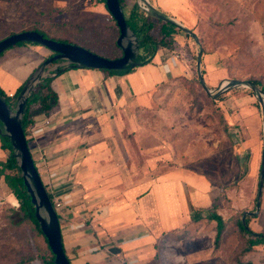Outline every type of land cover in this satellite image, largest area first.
Listing matches in <instances>:
<instances>
[{"label":"rangeland","instance_id":"374dc122","mask_svg":"<svg viewBox=\"0 0 264 264\" xmlns=\"http://www.w3.org/2000/svg\"><path fill=\"white\" fill-rule=\"evenodd\" d=\"M41 1L37 8L22 2L0 1V18L16 32L28 26L48 29L83 25L92 27L87 29L86 36L93 43H102L108 35L111 36L108 39L119 37L110 30L117 25L103 0ZM134 3L144 6L141 0H126L123 7L126 17ZM189 6L194 21L184 26L192 33L178 32L172 49L161 48L162 59L183 62L186 68L178 76L156 83L148 93L146 105L127 111L136 120L134 125L127 122L124 128L127 155L133 161L130 157L129 165L133 164L138 172L124 175L122 181L115 180L114 173L95 175L100 180L97 190L102 202L89 210L90 202L81 201L80 195V201L75 204L79 207L77 215L81 224L93 222L98 231L103 223L99 222L101 218H97L95 209L107 206L109 214L105 216L112 221L108 225L114 222L112 225L117 228L126 224L127 236L134 238L150 231L151 246L138 248H144L145 252L129 247L124 253L123 249H116L124 232L117 231L119 237L110 236L112 239L103 244L92 238L94 243L89 250L105 256L92 264H237L241 239L236 220L250 215L251 229L264 233V185L257 209L264 140L259 98L264 100V93L260 87L255 91L249 85L221 91L234 79H256L264 84V0H190ZM154 32L158 34L159 29ZM178 36H182L180 42ZM123 44H131L136 51L138 38L129 30ZM201 48V69L198 70ZM200 73L210 92L205 91ZM45 74H48L46 70ZM37 76L38 73L28 78L27 89L34 85ZM10 98L15 114L18 96ZM26 133L29 139V127ZM95 147L107 148L111 155L118 151L111 139L98 140ZM8 156V150L0 149L1 160ZM33 158L38 163L42 160ZM111 163L115 164L114 159ZM70 176L60 181L66 179L65 183L76 185L82 179H89L84 175L86 178L74 183ZM41 178L48 193L53 195L56 211H60L64 205L60 197L63 190L61 193L55 190L50 182L52 177L50 180L46 173ZM133 185L140 188L129 191L128 186ZM148 185H151V197L147 198ZM147 201H151L149 206ZM18 206L16 196L1 177L0 264H24L20 263L23 257H33L28 264H50L48 245L33 224L10 225L12 209ZM209 208L229 221L218 249L214 246L216 222L206 217L205 210ZM41 214L48 218L44 209ZM122 220L125 221L122 223ZM112 245L116 247L107 252L105 248ZM240 258L252 264H264V244Z\"/></svg>","mask_w":264,"mask_h":264},{"label":"crops","instance_id":"0c3cea01","mask_svg":"<svg viewBox=\"0 0 264 264\" xmlns=\"http://www.w3.org/2000/svg\"><path fill=\"white\" fill-rule=\"evenodd\" d=\"M148 1L159 12L183 25L189 24L190 20L194 21L193 11L189 6L190 0ZM181 37L178 36L177 41L180 42ZM44 48L41 45L16 46L6 50L0 57V87L7 95L13 96L22 85H25L28 78L31 79L38 71L48 55ZM162 55L163 49L158 51L152 63L122 75H110L100 69L77 67L68 68L56 76H51L55 64L47 67L48 78H52L51 86L58 95V103L54 106L49 119L36 121L29 126L28 145L32 156L42 159L38 163L34 158L40 175L43 177V173H46L49 179L52 177L50 182L54 189H59L60 193L63 190L60 197L64 200V205L58 211V215L64 248L72 264H92L101 260L105 256H101L97 250H89L94 243L92 238L96 242L99 239L103 244L106 240L119 237L117 231L124 232L117 250L123 249L122 251L126 253V249L131 247L132 250L145 252L144 248H138L144 245L151 246L150 231L134 238L127 236L126 224L122 225V228L115 227L117 230L112 225L114 222L108 225V222L112 221L111 217L108 219L105 216L109 214L107 206L104 209H95L97 218H101L99 222L103 223L98 227V231L93 227V222L90 225L81 224L77 215L79 207L75 204L80 201V195L83 196L81 201L90 202L89 210L102 202L97 190L100 180L95 175L114 173L115 180L122 181L124 175L138 172L133 164L132 167L129 165L131 156L127 155L128 142L124 128L127 122L131 125L136 122L133 114L127 111H136L146 105L148 93L156 83L169 77H176L186 68L183 62L172 58L162 59ZM102 139L105 142L110 139L116 142L118 148L116 155H111L107 148L95 147L98 140ZM112 159L114 165L113 161L111 163ZM66 175H72L70 178L74 183L86 178L84 175L89 179L87 181L82 179V184L72 185V182L65 183L66 179L60 181ZM137 186L139 185L128 186L127 189L131 191L140 188ZM148 190L145 195L147 198L151 197V185H148ZM147 203L149 206L151 201ZM125 220H122V223ZM114 247L116 246H108L105 250L112 252ZM107 252H104V255L109 256Z\"/></svg>","mask_w":264,"mask_h":264},{"label":"trees","instance_id":"16d2710c","mask_svg":"<svg viewBox=\"0 0 264 264\" xmlns=\"http://www.w3.org/2000/svg\"><path fill=\"white\" fill-rule=\"evenodd\" d=\"M5 2H22L32 7H39L43 3L41 0H0ZM105 2V0H103ZM126 0H120L122 7L125 6ZM127 24L129 28L138 38V49L139 54L136 59V63L132 66L127 67L120 71H109L103 70L110 75H122L134 72L138 67L152 63L155 55L161 48L170 50L173 48L176 41V35L178 32H183L176 24L164 21L153 16L150 12H146L141 8L138 3H134L131 7L129 16L126 17ZM117 25V24H116ZM92 29V27L83 25H63L57 26L56 28H41L39 26L24 27L22 30L15 31L9 24L5 23L2 18H0V40L14 33H18L26 30H35L41 33L44 37L50 38L56 41H61L65 43H71L75 45H80L84 48L93 51L99 55L105 56L107 58H117L123 54L122 48L118 45V38H111V36H105V41L100 44L93 43L86 36L87 29ZM116 28V29H115ZM112 27L110 30L115 31L117 35H120V30L118 26ZM158 28L159 33L156 34L154 30ZM186 35L188 33L185 32ZM25 45H39L32 42H21L13 46H25ZM11 47V48H13ZM3 52L0 57L4 54ZM54 53H50L46 56L44 61L49 57L53 56ZM52 78L42 79L36 87V90L28 98L26 110L23 114L22 125L26 133V128L36 121L49 119L52 115L54 106L58 103V95L53 90L51 86ZM252 84L261 88L264 93V84L260 80H251ZM24 85H22L18 91L13 96H18ZM0 95L10 103L11 98L6 92L0 87ZM33 110L35 112H33ZM29 144V139H27ZM0 148L9 151V156L6 160L0 159V178L4 177L6 184L11 188L12 192L16 196L19 206L12 209V213L9 217V223L11 226H16L22 224V222H30L34 225L35 230L38 231L44 237L48 245L46 236L44 235L39 221L35 215V206L32 203L31 195L25 185L24 177L20 174L21 169L18 164L17 155L15 154L12 142L8 135L4 134L0 129ZM8 170L13 171V173L8 172ZM52 201L53 195L49 193ZM206 217L209 221L216 222V235L214 240L215 248H219L223 235L227 231L228 222L221 214L216 210L209 208L206 209ZM59 216V215H58ZM251 216L246 215L245 219L238 218L236 223L238 225V230L240 233V249L237 253L235 262L237 264H252L251 262L243 261L240 256L253 250L255 246L264 244V233L255 232L251 229L250 223ZM48 249L50 251V258L48 263L54 264L55 255L51 251L49 245ZM43 261L44 258L40 256ZM20 263L28 264L33 260V257H23L20 259Z\"/></svg>","mask_w":264,"mask_h":264},{"label":"water","instance_id":"95a60500","mask_svg":"<svg viewBox=\"0 0 264 264\" xmlns=\"http://www.w3.org/2000/svg\"><path fill=\"white\" fill-rule=\"evenodd\" d=\"M144 5L148 8L153 16L176 24L180 29L187 33H192V30L185 27L183 24L175 21L168 15L159 12L148 0H141ZM106 7L112 17L114 18L119 30L120 35L117 39L118 45L122 48L123 54L117 58H107L105 56L99 55L84 48L80 45H75L71 43H65L61 41H56L50 38L44 37L41 33L35 30H26L18 33H14L10 36L5 37L0 40V55L11 47L17 45L21 42H32L37 43L54 53L53 56L49 57L38 68V76L34 81V85L30 89L26 87L25 84L18 95V103L16 106L15 114H13V109L11 105L6 101L4 97L0 95V129L2 132L9 136L15 154L17 155L18 164L20 166L22 176L24 177L25 185L31 195L32 203L35 206V215L39 221L41 229L47 238L48 245L55 255L54 264H72L69 257L66 254L63 236L60 225V220L58 212L56 211L53 201L42 181L41 175L35 164V160L30 151L25 130L22 125L23 114L26 110V105L28 98L31 96V91L33 88L44 78H48V74L44 75L47 67L53 63L55 66L52 70L51 76H56L59 73L65 71L68 68L86 67L92 69L109 70V71H120L124 70L129 66L136 63V59L139 54V49L137 45V50L132 48L131 44L125 46L123 44L124 39L128 36L129 30H131L127 24L126 16L123 11V7L120 0H105ZM132 31V30H131ZM133 32V31H132ZM135 35V34H134ZM136 36V35H135ZM199 43V41H197ZM200 45V44H199ZM62 60V61H61ZM61 61V62H60ZM202 61V48L199 51L197 59L198 70L201 69ZM39 71L41 74L39 75ZM199 78L206 92H210L207 85L204 83L203 77L200 73ZM33 79V78H32ZM249 85L255 91L258 87L252 84L249 80H239L234 79L226 83L221 91H225L231 87ZM260 103L262 105V117L264 125V100L260 97ZM264 185V140H263V151H262V162L260 170V186L259 194L257 199V209H259L261 204V191ZM41 209H44L47 213L48 218L43 217L41 214ZM245 216L243 217V220Z\"/></svg>","mask_w":264,"mask_h":264},{"label":"built area","instance_id":"2783aa9c","mask_svg":"<svg viewBox=\"0 0 264 264\" xmlns=\"http://www.w3.org/2000/svg\"><path fill=\"white\" fill-rule=\"evenodd\" d=\"M143 5H144V4H143ZM142 8H144V9L147 10V8L145 7V5H144ZM147 11H148V10H147ZM56 205H57V207H59V206H60V203L58 202V203H56Z\"/></svg>","mask_w":264,"mask_h":264}]
</instances>
